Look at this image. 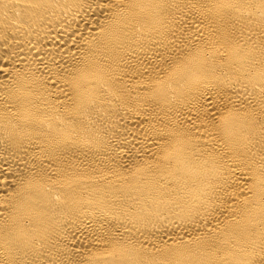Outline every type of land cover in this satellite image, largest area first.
<instances>
[{
  "label": "bare ground",
  "instance_id": "6f19581e",
  "mask_svg": "<svg viewBox=\"0 0 264 264\" xmlns=\"http://www.w3.org/2000/svg\"><path fill=\"white\" fill-rule=\"evenodd\" d=\"M0 264H264V0H0Z\"/></svg>",
  "mask_w": 264,
  "mask_h": 264
}]
</instances>
